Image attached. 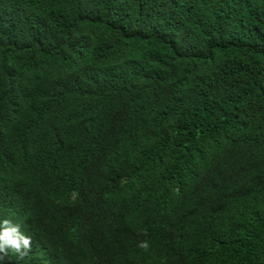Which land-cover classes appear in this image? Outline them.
I'll list each match as a JSON object with an SVG mask.
<instances>
[{
    "label": "trees",
    "instance_id": "obj_1",
    "mask_svg": "<svg viewBox=\"0 0 264 264\" xmlns=\"http://www.w3.org/2000/svg\"><path fill=\"white\" fill-rule=\"evenodd\" d=\"M4 219L0 264H264V0H0Z\"/></svg>",
    "mask_w": 264,
    "mask_h": 264
},
{
    "label": "clouds",
    "instance_id": "obj_2",
    "mask_svg": "<svg viewBox=\"0 0 264 264\" xmlns=\"http://www.w3.org/2000/svg\"><path fill=\"white\" fill-rule=\"evenodd\" d=\"M31 244V237L21 231L19 224H13L7 219L0 221V253L7 255L11 251L23 259L31 250ZM138 247L147 250L149 245L147 241H141Z\"/></svg>",
    "mask_w": 264,
    "mask_h": 264
}]
</instances>
